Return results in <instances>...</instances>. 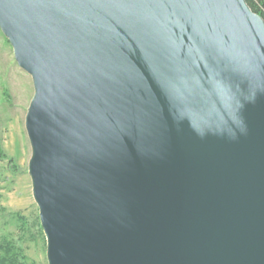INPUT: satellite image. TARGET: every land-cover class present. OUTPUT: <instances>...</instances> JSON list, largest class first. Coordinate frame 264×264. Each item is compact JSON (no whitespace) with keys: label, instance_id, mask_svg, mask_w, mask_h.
I'll return each mask as SVG.
<instances>
[{"label":"water","instance_id":"water-1","mask_svg":"<svg viewBox=\"0 0 264 264\" xmlns=\"http://www.w3.org/2000/svg\"><path fill=\"white\" fill-rule=\"evenodd\" d=\"M33 80L48 264H264V19L246 0H0Z\"/></svg>","mask_w":264,"mask_h":264},{"label":"rangeland","instance_id":"rangeland-1","mask_svg":"<svg viewBox=\"0 0 264 264\" xmlns=\"http://www.w3.org/2000/svg\"><path fill=\"white\" fill-rule=\"evenodd\" d=\"M34 94L32 77L20 68L0 29V239L7 237L22 246L29 261L48 264L29 174L32 148L26 116ZM15 215L25 220L27 233L19 228Z\"/></svg>","mask_w":264,"mask_h":264},{"label":"trees","instance_id":"trees-1","mask_svg":"<svg viewBox=\"0 0 264 264\" xmlns=\"http://www.w3.org/2000/svg\"><path fill=\"white\" fill-rule=\"evenodd\" d=\"M251 10L260 15L264 19V0H246ZM6 95V93H5ZM19 223V228L27 233V223L19 216L15 215ZM40 219L37 218L38 230L40 234H43ZM0 264H36L29 261L24 253L22 246H19L14 240L7 237L0 239Z\"/></svg>","mask_w":264,"mask_h":264}]
</instances>
